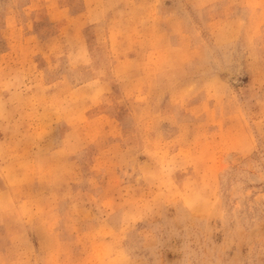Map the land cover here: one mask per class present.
I'll list each match as a JSON object with an SVG mask.
<instances>
[{
    "label": "rangeland",
    "instance_id": "374dc122",
    "mask_svg": "<svg viewBox=\"0 0 264 264\" xmlns=\"http://www.w3.org/2000/svg\"><path fill=\"white\" fill-rule=\"evenodd\" d=\"M0 264H264V0H0Z\"/></svg>",
    "mask_w": 264,
    "mask_h": 264
}]
</instances>
